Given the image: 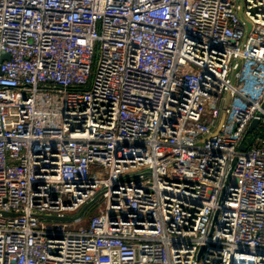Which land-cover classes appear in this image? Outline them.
I'll return each mask as SVG.
<instances>
[{
	"label": "built area",
	"instance_id": "obj_1",
	"mask_svg": "<svg viewBox=\"0 0 264 264\" xmlns=\"http://www.w3.org/2000/svg\"><path fill=\"white\" fill-rule=\"evenodd\" d=\"M0 50V264H264V0H0Z\"/></svg>",
	"mask_w": 264,
	"mask_h": 264
},
{
	"label": "water",
	"instance_id": "obj_2",
	"mask_svg": "<svg viewBox=\"0 0 264 264\" xmlns=\"http://www.w3.org/2000/svg\"><path fill=\"white\" fill-rule=\"evenodd\" d=\"M10 59V54L7 53L6 51H1L0 50V60H7ZM259 120L256 119L253 121V123L251 124L250 128H249V132H252L254 130V128L258 125ZM249 143L252 144L253 143V137H249ZM246 145L243 143L241 145V149H246ZM90 204H88L82 211L81 214L86 210V208L89 206ZM52 218H56V219H70L69 217H59V216H52Z\"/></svg>",
	"mask_w": 264,
	"mask_h": 264
}]
</instances>
